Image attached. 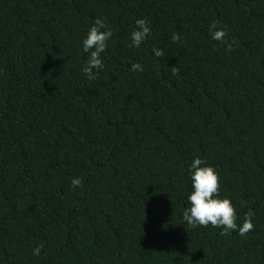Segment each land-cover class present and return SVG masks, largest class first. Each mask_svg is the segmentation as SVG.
Segmentation results:
<instances>
[{
    "label": "trees",
    "instance_id": "obj_1",
    "mask_svg": "<svg viewBox=\"0 0 264 264\" xmlns=\"http://www.w3.org/2000/svg\"><path fill=\"white\" fill-rule=\"evenodd\" d=\"M196 157L246 236L184 221ZM0 264H264V0H0Z\"/></svg>",
    "mask_w": 264,
    "mask_h": 264
},
{
    "label": "clouds",
    "instance_id": "obj_2",
    "mask_svg": "<svg viewBox=\"0 0 264 264\" xmlns=\"http://www.w3.org/2000/svg\"><path fill=\"white\" fill-rule=\"evenodd\" d=\"M214 30V31H213ZM210 32L214 40L224 44L228 51L233 50L236 41L228 42L226 40L227 30L218 28V22H213L210 26ZM151 34L146 19L136 20V30L131 34L132 45L139 47L141 43ZM113 36V30L108 27L107 19L97 18L90 28L87 37L83 40V50L89 53L86 66L83 71L89 80L97 78L98 73L104 67L102 53L105 52L109 39ZM173 43H179L181 37L178 33L172 35ZM157 57L164 55L160 49H154ZM132 71H143V67L139 63L132 65ZM180 69L176 66L172 67V74L179 75ZM191 181L193 191L188 196L190 207L183 211L184 221L193 228L199 226L220 227L223 231L221 235H228L232 231H237L239 235L246 236L247 233L254 229L253 217L255 215L252 209L246 213L242 225L237 224V212L230 197H220V174L214 166L208 165L205 160L196 157L190 165ZM73 188L83 187V178L76 177L71 181ZM43 245H39L34 249L33 254L39 255Z\"/></svg>",
    "mask_w": 264,
    "mask_h": 264
}]
</instances>
